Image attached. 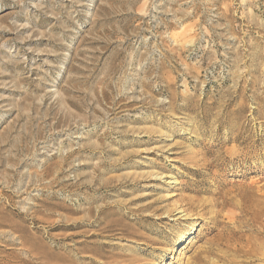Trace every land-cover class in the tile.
Instances as JSON below:
<instances>
[{"label": "rangeland", "instance_id": "1", "mask_svg": "<svg viewBox=\"0 0 264 264\" xmlns=\"http://www.w3.org/2000/svg\"><path fill=\"white\" fill-rule=\"evenodd\" d=\"M0 264H264V0H0Z\"/></svg>", "mask_w": 264, "mask_h": 264}, {"label": "bare ground", "instance_id": "2", "mask_svg": "<svg viewBox=\"0 0 264 264\" xmlns=\"http://www.w3.org/2000/svg\"><path fill=\"white\" fill-rule=\"evenodd\" d=\"M167 177H169V178H173V176H167ZM171 181V180H170ZM197 224L199 225L200 224V222H197ZM194 229V231H192V233L191 234H184V235H182L181 236V238H180V242H179V245H182V244H184L188 239H191V238H194L196 235V229L195 228H193ZM93 253H97V251H92Z\"/></svg>", "mask_w": 264, "mask_h": 264}]
</instances>
